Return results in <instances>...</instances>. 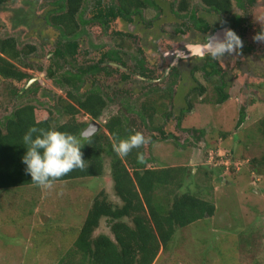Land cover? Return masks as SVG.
<instances>
[{"label": "rangeland", "instance_id": "1", "mask_svg": "<svg viewBox=\"0 0 264 264\" xmlns=\"http://www.w3.org/2000/svg\"><path fill=\"white\" fill-rule=\"evenodd\" d=\"M174 1L169 0L164 14L145 12L143 16L145 20L157 16L161 27L170 32L182 28L189 39L177 44L178 41L171 42L163 33L152 30L149 39L155 38L162 51L161 57L157 55L153 61H160L161 69L166 68L176 55L175 51L187 43H201V36L209 33H201L183 13L174 15L170 10ZM91 5L92 0H85L84 18L90 15ZM243 5L249 7L246 22L252 25L240 39L239 47L245 39L252 48L244 54L246 50H238L239 47L234 45L220 59L216 57L221 74H225L223 90L227 98L224 102L216 100L217 87L221 88L219 76L208 77L202 69L193 74L192 66H200L204 61L186 59L176 64L178 75L173 76L172 97L164 98L162 104H158L152 122L155 127L142 122L144 119L137 111L141 108L140 102L150 95L148 83L133 76L119 84L125 93L118 97L117 104L107 105L101 117L96 119L102 125L113 114L122 116L129 133L139 131L147 140L141 145L143 156L149 158L146 167H187L183 186L178 191L188 189L214 205L211 214L177 228L166 248L159 250L154 264H264V135L260 131V122L264 119V39H254L261 32L260 28H264V0H254L246 5L243 2ZM191 9L210 25L218 18V15L209 14L199 0H192ZM49 12V6L43 0H8L0 6V36H13L18 47L25 43L34 45L35 51L25 58L27 69L40 76L38 78H44L39 85L51 94L50 98L42 94L36 99L32 89L18 97L15 92L23 81L5 79L4 82L0 78V119L10 115L12 109L26 100L37 101L35 114L43 116V107L54 110L56 106L45 104L56 102V95H64L65 86L58 88L60 86L53 79L50 82L45 78L41 70L48 64L46 53L53 44L50 25L42 17ZM84 27L85 33L88 31V35L83 34L86 43L81 45L86 47L84 55L87 47L96 42L103 43L101 48L110 47V33L120 28L117 21L112 22L106 32L91 28L89 23ZM237 31L241 30L237 28ZM153 61V75H162V70ZM167 72L161 88L170 78ZM113 74L114 78L101 76V86L107 92L109 83L117 81V73ZM37 85L35 82L32 86ZM240 112L244 119L236 127ZM54 113L57 115L55 110ZM56 118L58 121V116ZM75 118L88 121L89 116L81 112ZM66 119V116L61 118L62 121ZM95 132L107 133L103 125ZM111 141L112 145L116 142ZM100 191L108 200L121 202L113 189L110 157L106 153H103V172L99 176L53 181L47 188L30 184L0 190V218H6L0 223V264H57L60 259L66 263L64 256H70L67 264H76L77 259L72 254L76 229L93 197ZM23 204L30 205L32 212L24 215V210L19 207ZM100 232L110 234L105 218H101L94 231Z\"/></svg>", "mask_w": 264, "mask_h": 264}, {"label": "trees", "instance_id": "2", "mask_svg": "<svg viewBox=\"0 0 264 264\" xmlns=\"http://www.w3.org/2000/svg\"><path fill=\"white\" fill-rule=\"evenodd\" d=\"M56 6V15H50V22H58L67 34H76L74 18L83 0H46ZM141 0H138L140 4ZM215 11L229 10L230 0H201ZM253 0H246L251 3ZM6 0H0V5ZM131 0H117L109 6L98 7L105 12L104 20L130 9ZM175 13L187 11L189 1L178 0ZM50 13V12H49ZM16 14V12H15ZM109 16V17H108ZM47 17V16H45ZM194 18V12L189 13ZM18 47L13 36H0V76H9L16 80L27 77L18 64H24L22 55L31 51ZM50 69L48 72L50 73ZM69 81H73L68 79ZM66 81V80H65ZM67 81V82H69ZM58 82V81H57ZM73 86V85H72ZM68 95H71L70 91ZM226 95L218 91L217 102H222ZM78 105H56L54 110L43 107L42 114L37 117L35 105L23 104L15 107L10 115L0 119V190H9L34 184L31 176L25 171L21 157L26 151L22 137L35 125L37 128H53L59 131L80 134L86 121L75 118L77 112H83L91 118H96L104 107V99L97 92H91L85 100L77 99ZM155 103V101H154ZM158 111V105H141L140 116L155 127L153 117ZM56 116H58V121ZM67 117L62 121L61 118ZM243 118L242 112L236 125ZM260 131L264 135V119L260 122ZM107 133L96 132L88 136L81 148L82 158L87 167L84 170L74 169L67 175L54 181L71 180L80 177L99 176L103 172V153L110 157V173L115 194L121 200L114 203L108 200L106 194L100 191L96 194L76 229L72 254L76 264H154L159 250L166 248L175 230L211 214L214 210L212 202L197 194L182 188L184 182V166L146 167L149 160L142 154V146L132 149L127 156H120L113 150L111 140L116 142L130 133L123 117L112 116L104 123ZM159 129V126L156 127ZM224 135V134H223ZM140 153L142 158H137ZM191 171V170H189ZM30 204V203H29ZM25 213H31L32 207L23 204L19 206ZM101 218H105L110 234L94 233ZM6 218H0V223ZM63 259V258H62ZM67 264L70 256H64ZM39 261V260H38Z\"/></svg>", "mask_w": 264, "mask_h": 264}, {"label": "flooded vegetation", "instance_id": "3", "mask_svg": "<svg viewBox=\"0 0 264 264\" xmlns=\"http://www.w3.org/2000/svg\"><path fill=\"white\" fill-rule=\"evenodd\" d=\"M7 1L8 0H6V2ZM43 1L48 4L50 9L49 15H47V17H42L44 19V22H47L50 25L53 34V44L46 53L48 64L46 68H41V70H43L45 78L47 77L50 82H52L53 79L54 82L60 86L58 88H61L62 86H65L66 88L62 97L56 95V99H58L56 102L46 103L45 105H78L77 99L81 98L82 100H85L88 96L91 95V92H97L98 95L101 96L105 101L104 107L102 108L101 113L96 118H91L89 116L88 121H86V125L81 130L82 132L93 119V121H95L98 126L90 134L92 135L96 133L95 131L97 129H100L102 125L103 128L106 129L104 127V123L107 122L109 118L116 115L113 114L105 119L102 125L98 120H96L101 117L102 112L107 105L117 104L116 100L118 99V97H121V94L125 93V91L121 90L122 87L119 84L127 78L133 76L148 83V87L150 88L148 94L150 95L146 99L141 101L140 105H158L162 104L164 98L171 99V86L174 81L173 76L178 75L175 70L177 69L176 64L179 60L200 59L201 61H204V63H201L200 66L193 65L191 72L194 74V72L198 69H202L204 70V74L208 77H213V75L217 74V76H219V78L221 79V88L217 87V89L218 91H221L226 95L224 97V100H226L227 94L223 90V85L226 84V81L224 79L225 74H221V67L219 65L220 63L219 60L216 59V57L218 56V59H220L221 55H213L212 49L215 43L227 42L226 33L228 30L234 32L240 39L243 37L245 31L249 28L250 25H252L250 22H246V11H248L249 7H244L243 2H245V5L252 4L254 0L251 3L246 2V0H230V4L228 6L229 10L227 12L215 11L211 7L205 5L201 0H199V2L206 8L209 14H211L212 16L218 15L217 19L214 18L212 20V25H210V23L206 21L204 17L196 15L195 13L194 18L189 17V13L192 10V0H188V10L185 12L180 11L178 13L179 16L181 13H183L184 18L187 17L188 20H192L194 22L193 25L196 26L201 33H207L208 31L209 33L201 36V43H187L185 44L184 48L179 51H175V53L177 52L176 55L172 56V58L169 60L168 65L164 69H161L160 61L159 63L153 61V58L157 55L161 57L160 53L162 51H160L159 47L156 45L155 38L149 39L148 35H151L152 30L156 29L158 32L163 33L166 37H169L171 39V42L178 41L177 44L181 41H189V39L185 37L186 35L182 28H176L170 32L161 27L157 16H153L152 18H148L147 20H145L143 16L145 12H152V14H154V12H161L164 14L165 7L168 8L169 6V0H141L140 4L138 3V0H131L132 2L129 3L130 9L128 10V12L110 17L108 18V21L103 19L106 18L105 12L100 9L98 10V7L99 5L103 7L109 6L110 4L113 5L114 3H117V0H92V5L88 10L90 12V15L87 18L83 17V6L85 3V0H83L74 18V22L76 24L75 35L67 34L66 32H64L60 23L50 22L49 20H46L50 15L54 16L57 14V12L60 13V10L58 11V8L56 6H52L46 0ZM6 2H4L3 4H5ZM235 3H237L236 7H234ZM177 4L178 0H175L174 4L171 3L170 5V10L172 11V13H174V15H178L177 13H175V10L178 6ZM114 21H117V24L120 26V28L114 29L112 30V33H110L111 36L109 39L111 41V46L108 48L103 47V49L101 48V46H103V43L99 45V42H96L94 45H91V47H87L86 55H84L86 47L81 45L86 43L85 37L83 35L85 33V24L89 23L91 28L97 27L100 28L103 32H106L109 25ZM198 23H201V25H198ZM182 24L188 26L185 22H183ZM237 28L241 31H237ZM260 29L262 30V28ZM40 31L41 28L39 29V34ZM86 32L87 33L85 34L88 35V31ZM209 35L210 38L208 39ZM106 43H108V41H106ZM21 47L25 49L31 47L32 49L28 54L22 55V59L25 61V58L35 51V47L30 43H25ZM131 47H133L134 49L132 50ZM251 48L252 45L249 43H245L244 39L243 45L240 46L238 50H241L243 52L244 50H246L244 53L246 54ZM227 52L228 51L225 50L222 55L226 54ZM208 60L210 61V63H208ZM152 61L155 63V66H157L159 70H162V75H153L154 71ZM150 63L151 65H149ZM18 66L20 67V69L27 73V77H24L21 80H16L14 78H10L9 76H0V78H2L4 82L9 79L14 81H23V85L17 90V92H15L18 97H21V94L31 91L32 89H34V91L36 92V99L42 94L46 95L47 98L51 97V94L44 92V90L41 89V86L39 85V83L41 84V82L44 81V78H38L40 76L35 75L33 72L31 73V71L27 69L29 67L26 61L24 62V64H18ZM48 69L51 70L50 73L48 72ZM166 72L169 74L170 78L169 80H166L165 85L163 84L162 89L160 87V84L161 81L166 77ZM113 73H117V81H113L111 84L109 83L110 88L109 90L107 89V92L106 88L101 86V76H106L107 78L111 76L112 78H114ZM40 74L43 75L42 73ZM68 79L73 81H69ZM35 82H37L38 85L33 88L32 85ZM112 84H114V86H112ZM26 87L27 89H25ZM69 91L71 95H68ZM224 100L222 102H224ZM23 102L21 101L19 105H23L26 103L37 105V101L35 100H26ZM137 111L140 116L139 110ZM78 113L81 112H77L75 116ZM243 119L244 115L240 123L238 125H236L235 123V126L238 127L242 123ZM142 122H145V124H147L146 120H142ZM92 127H94V125H92ZM212 159L213 157L210 156V160ZM217 163L218 161H216V163H213L214 166H216Z\"/></svg>", "mask_w": 264, "mask_h": 264}, {"label": "clouds", "instance_id": "4", "mask_svg": "<svg viewBox=\"0 0 264 264\" xmlns=\"http://www.w3.org/2000/svg\"><path fill=\"white\" fill-rule=\"evenodd\" d=\"M226 36L227 42L214 44L213 55H222L225 50L231 51L234 45L239 47L241 44L240 38L231 30L227 31ZM254 39H264V28ZM22 140L26 151L21 160L31 181L38 186L50 187L55 179L74 169L84 170L87 167L81 148L88 137L83 133L73 134L33 125L25 132ZM146 142L145 136L137 131L115 142L113 150L120 156H127L132 149L139 148ZM137 158H142L140 153H137Z\"/></svg>", "mask_w": 264, "mask_h": 264}, {"label": "water", "instance_id": "5", "mask_svg": "<svg viewBox=\"0 0 264 264\" xmlns=\"http://www.w3.org/2000/svg\"><path fill=\"white\" fill-rule=\"evenodd\" d=\"M197 46H200V45H197ZM197 46H195V47H197ZM92 125H94V127H92ZM97 126H98V124L95 121H93V119H92V121H90L89 125L81 133H83L84 136H88L93 132L94 129L97 128Z\"/></svg>", "mask_w": 264, "mask_h": 264}]
</instances>
